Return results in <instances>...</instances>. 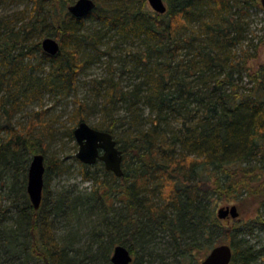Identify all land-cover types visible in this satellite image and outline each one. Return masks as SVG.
I'll return each instance as SVG.
<instances>
[{
    "label": "trees",
    "instance_id": "obj_1",
    "mask_svg": "<svg viewBox=\"0 0 264 264\" xmlns=\"http://www.w3.org/2000/svg\"><path fill=\"white\" fill-rule=\"evenodd\" d=\"M29 1L19 22L0 16V189L7 187L9 200L0 212V264H111L116 244L130 250V264H141L143 256L147 263L198 264L202 252L223 243L232 249L229 264H264V240L249 239L264 229V62L250 64L259 46L243 47L247 13L261 11L259 1L165 0L166 11L158 14L145 0H94L81 18L67 11L74 0ZM86 20L105 25L120 41L143 40L140 51L128 53L138 71L130 88L114 73L99 82L103 121L92 126L116 140L123 174L116 177L101 161L80 162L91 190L72 186L53 194L44 184L34 209L26 176L31 156L43 152L42 133L15 128L10 119L44 87L76 89L84 50L97 49L101 39L85 30ZM45 36L59 41L57 54L42 50ZM33 61L49 62L45 75ZM76 103L74 121H86L87 104ZM248 198L256 203L249 217L230 224L217 218L220 202ZM90 208L105 219L90 232V244L76 249L70 234L55 237V217L78 219ZM164 231L172 240L170 262L151 245Z\"/></svg>",
    "mask_w": 264,
    "mask_h": 264
},
{
    "label": "rangeland",
    "instance_id": "obj_2",
    "mask_svg": "<svg viewBox=\"0 0 264 264\" xmlns=\"http://www.w3.org/2000/svg\"><path fill=\"white\" fill-rule=\"evenodd\" d=\"M99 1L108 4L113 0ZM164 2L166 5L165 0ZM145 3L151 8L147 0H145ZM30 7L31 1L29 0H0V16L11 19V22H19V17L26 16ZM246 20L249 25L247 31H245L246 40L243 42V47L246 48L249 45L253 49L255 45L259 46L256 57L250 60V64L264 62V11L250 8ZM85 27V30L99 34L101 39H98L97 49L84 50L86 53L83 59L85 64L78 78L76 89L69 93H54L44 87L38 96L36 95L29 101L21 102L19 106L15 107L16 109L13 110L10 119V124L15 128L23 130L26 126H29L32 133H42L41 143L38 147H40V152L43 151L41 153L44 162L50 168L48 176L45 178L43 175V189L45 184L53 194L72 186L82 191L88 192L91 190L92 182L83 180L81 172L83 167L75 157L78 144L73 134L72 137L70 136V132L73 133L72 130L77 125V122L73 119L76 115L74 111L77 106L76 101H83L87 104L86 122L90 126L103 121L101 113L97 110L98 104L103 100L102 94H104V89L101 88L99 82L104 83L103 79L114 73L116 75L115 80H118L124 89L130 88L131 83H133V74H135L133 71H138L133 67L132 57L128 53L132 54L144 47L141 38H126L120 41V37L115 34L116 32L107 29L105 25L97 21L86 20ZM237 52L240 53L239 48L236 49ZM122 62L123 64H120ZM30 64L37 66V61ZM48 65L49 62L44 61L35 69L43 76L48 69ZM120 129L122 130V128ZM4 132L5 129L0 126V138L5 137ZM89 169L99 172V168L96 166ZM6 190V186L0 189L2 192L0 195V212L2 213L4 208L9 207L8 197H5ZM156 200L157 198L153 197L152 201L154 203H157ZM233 204L236 205L241 217L252 215L256 206L254 198H248L243 200L241 204L234 200L220 202L218 207ZM114 205L118 212H122L121 204L116 199ZM11 214L13 215V213ZM11 214L9 213L8 217ZM104 220L102 212L98 208H90L88 211H84L78 219L66 220L62 216L55 217L53 232L55 237L60 238L63 235L70 234L69 237H72L71 248L80 249L91 243L89 242L91 240L90 232L98 226L100 227ZM224 221L226 224H230L233 219L227 217ZM249 239L250 242L263 241L264 229L254 231L253 235H249ZM171 241L167 231L157 232L155 242L151 243L155 249L153 253L167 256L166 262H170L172 255ZM206 254L204 252L200 254L198 264ZM195 256L197 257L195 260L198 259V255ZM145 260L146 257L143 256L141 264H162L158 260L149 263Z\"/></svg>",
    "mask_w": 264,
    "mask_h": 264
},
{
    "label": "water",
    "instance_id": "obj_3",
    "mask_svg": "<svg viewBox=\"0 0 264 264\" xmlns=\"http://www.w3.org/2000/svg\"><path fill=\"white\" fill-rule=\"evenodd\" d=\"M264 11V0H258ZM153 11L162 14L166 11L164 0H147ZM94 0H74L67 6V11L76 18L85 16L94 9ZM42 50L49 55L59 51V42L51 36H45L40 41ZM73 137L78 144L75 157L85 165H93L97 161L104 164L106 170L116 177L123 174L121 168L122 151L111 133L96 129L86 121H79L73 129ZM45 171L44 157L41 153L31 156L26 176V192L34 209H38L42 199L43 175ZM218 219H237L239 212L236 205L218 207ZM232 258V249L229 244H218L210 248L200 264H229ZM133 260L130 250L121 244H116L110 254L111 264H130Z\"/></svg>",
    "mask_w": 264,
    "mask_h": 264
},
{
    "label": "bare ground",
    "instance_id": "obj_4",
    "mask_svg": "<svg viewBox=\"0 0 264 264\" xmlns=\"http://www.w3.org/2000/svg\"><path fill=\"white\" fill-rule=\"evenodd\" d=\"M43 190V189H42Z\"/></svg>",
    "mask_w": 264,
    "mask_h": 264
}]
</instances>
